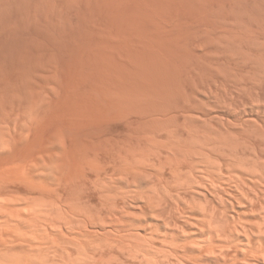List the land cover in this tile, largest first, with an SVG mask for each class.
I'll return each mask as SVG.
<instances>
[{
    "label": "bare ground",
    "instance_id": "bare-ground-1",
    "mask_svg": "<svg viewBox=\"0 0 264 264\" xmlns=\"http://www.w3.org/2000/svg\"><path fill=\"white\" fill-rule=\"evenodd\" d=\"M0 264H264V0H0Z\"/></svg>",
    "mask_w": 264,
    "mask_h": 264
}]
</instances>
